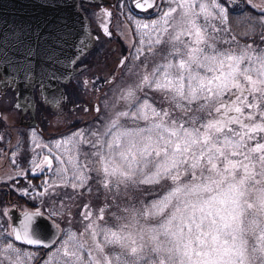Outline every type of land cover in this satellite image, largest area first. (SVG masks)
Masks as SVG:
<instances>
[{"label":"snow or ice","instance_id":"6c2138e0","mask_svg":"<svg viewBox=\"0 0 264 264\" xmlns=\"http://www.w3.org/2000/svg\"><path fill=\"white\" fill-rule=\"evenodd\" d=\"M135 7L154 18L128 17L141 41L98 123L55 142L66 160L36 145L48 155L32 161L33 176L46 167L51 180L16 173L35 193L22 195L45 207L0 223V264H264V0ZM60 42L53 32L28 45L24 70L30 56L57 63ZM93 185L105 207L85 205L73 230L75 197L56 189Z\"/></svg>","mask_w":264,"mask_h":264},{"label":"flooded vegetation","instance_id":"af4514ba","mask_svg":"<svg viewBox=\"0 0 264 264\" xmlns=\"http://www.w3.org/2000/svg\"><path fill=\"white\" fill-rule=\"evenodd\" d=\"M78 2L88 18L90 42L88 49L76 59L72 68L74 72L67 82L58 80L54 88L49 90V94L43 83L31 77L27 81V89L21 91L17 81L5 77L0 70V118L4 112L2 105L5 102L7 105L10 103L7 107L11 109L9 113L15 118L12 124L16 125L14 129L7 127V122L3 124V120L0 121V136H3L0 140V211L9 214L0 217V223L7 225L11 218L12 226L17 227L19 221L23 219L25 210L38 206L44 209L45 206L40 205L39 199H32L31 195H22L26 189L33 195L35 193L23 178L14 183L16 173L25 170V175L33 185H40L46 177L51 180L52 173L48 172L46 167L44 173H40L38 177L33 176V172L39 170L35 169L32 161L34 159L39 161L44 155H48V148L36 145H50L52 157L61 156L67 159L68 146L64 145L57 149L54 146L55 142L62 141L72 132L92 126L86 124L90 115L93 116L94 113L96 116L99 115L97 108L104 110L106 96L113 93V81L122 79L124 71H128L121 65V61L129 55V46L141 41L136 24L128 17L145 21L154 18L153 9L142 11L135 7V0H78ZM93 4L108 5L113 10V19L109 17L103 28L99 23L95 27L89 17L88 9ZM87 80L89 82H86ZM52 162L53 167L58 163L55 159ZM56 190L75 197L74 201H66L71 206L73 230L81 227L79 213L88 210L85 205H88L94 215L100 208L105 207L103 190L97 191L95 185L90 191L80 189L76 193L70 187ZM57 207H60L59 200ZM105 215L107 218V213ZM67 219L65 215L56 218V222L61 228H67L69 226ZM111 222L109 220V223ZM27 247L31 250L33 246Z\"/></svg>","mask_w":264,"mask_h":264},{"label":"water","instance_id":"95a60500","mask_svg":"<svg viewBox=\"0 0 264 264\" xmlns=\"http://www.w3.org/2000/svg\"><path fill=\"white\" fill-rule=\"evenodd\" d=\"M53 32L60 35L58 62L30 56L27 60L31 66L26 72L22 67L26 47ZM82 40L86 42L84 52L90 29L78 0H0V70L16 80L21 91L27 89L31 76L43 83L48 93L58 80L67 82L82 53Z\"/></svg>","mask_w":264,"mask_h":264},{"label":"rangeland","instance_id":"374dc122","mask_svg":"<svg viewBox=\"0 0 264 264\" xmlns=\"http://www.w3.org/2000/svg\"><path fill=\"white\" fill-rule=\"evenodd\" d=\"M89 17L91 18V21L93 22V25L96 27L98 26V23L100 24V26H105L107 23H108V20H109V17L110 19H113V10L110 9V7L108 5H105V6H100L98 4H93L89 9ZM107 13V14H106ZM97 23V25H96ZM103 28V27H102ZM94 29V28H93ZM130 74L128 73V71H124V75L122 77V79L120 80H117L116 83H122L124 80H126L128 78ZM91 79H89L90 81ZM88 80L86 82H89ZM89 84V83H87ZM88 87V90H90V87L87 85ZM112 95H107L106 96V101L104 102V109L107 107V103L108 101L111 99ZM10 104V103H9ZM9 104L7 105V103L5 102V106H3V114H2V117L0 118V121L3 120V124L5 122H7L6 126L7 127H11V128H16V125L15 124H12L15 120L14 118V115L13 114H10L11 113V109H9ZM8 106V107H7ZM0 109H1V106H0ZM103 111V110H102ZM10 112V113H9ZM92 115H90V118L87 120L86 124L88 125H94V124H97L98 121H97V117L100 116L97 115L94 113V115L91 117ZM8 129V128H7ZM13 129V130H14ZM10 133L13 135V133L10 131Z\"/></svg>","mask_w":264,"mask_h":264},{"label":"bare ground","instance_id":"6f19581e","mask_svg":"<svg viewBox=\"0 0 264 264\" xmlns=\"http://www.w3.org/2000/svg\"><path fill=\"white\" fill-rule=\"evenodd\" d=\"M75 64V63H74ZM74 64H73V66H74Z\"/></svg>","mask_w":264,"mask_h":264}]
</instances>
